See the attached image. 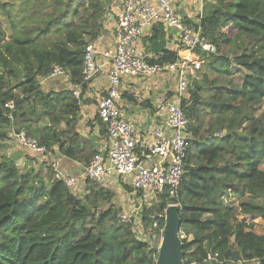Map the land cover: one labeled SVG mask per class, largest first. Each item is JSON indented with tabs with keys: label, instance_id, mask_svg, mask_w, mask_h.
Returning a JSON list of instances; mask_svg holds the SVG:
<instances>
[{
	"label": "trees",
	"instance_id": "1",
	"mask_svg": "<svg viewBox=\"0 0 264 264\" xmlns=\"http://www.w3.org/2000/svg\"><path fill=\"white\" fill-rule=\"evenodd\" d=\"M107 2L0 0V264H155L156 249L116 217L123 206L112 190L86 179L75 194L48 166L23 169L3 152L10 127L82 166L98 152L74 131L80 103L72 88L83 78L86 44L102 33ZM209 4L199 27L216 53L204 58L181 102L193 124L178 195L161 196L144 215L163 213L170 200L178 205L183 264H205L208 254L222 264H264V0ZM151 31L155 45L164 28ZM158 50L151 63L179 58ZM232 64L245 69L240 84ZM55 65L71 88L42 89Z\"/></svg>",
	"mask_w": 264,
	"mask_h": 264
},
{
	"label": "built area",
	"instance_id": "2",
	"mask_svg": "<svg viewBox=\"0 0 264 264\" xmlns=\"http://www.w3.org/2000/svg\"><path fill=\"white\" fill-rule=\"evenodd\" d=\"M182 0H117L119 11L113 45L100 47L95 42L86 44L83 51L82 81L72 88L78 102L82 101V86L90 84L100 73H105L107 90L96 100V111L105 127L107 142L104 151L93 155L89 164L78 174L68 173L61 160L47 151L38 141L24 131L8 129V136L19 146L33 152L47 155L45 160L53 177L62 181L73 193H80V186L86 179L106 188L111 177L128 184L129 204L116 211L121 223L127 224L142 242L159 248L164 228L163 213L149 212L146 208L159 202L161 196L175 198L178 195L184 173V161L192 140L190 120L181 102L186 98L188 85L198 78L203 60L216 53V46L201 36L199 17L194 24L188 23L179 13L178 2ZM202 8L216 0H198ZM172 30L175 40L187 54L176 61L163 65L151 63L138 48L142 37L150 34L154 26ZM174 74L175 90L171 98L156 100L155 124L148 132L139 130L122 115L119 107L120 83L123 77H150L164 73ZM66 71L53 66L47 78L66 76ZM7 108L12 110L13 103ZM6 117L13 122L12 113ZM176 204L170 200L168 205ZM177 205V204H176ZM166 206V207H167ZM165 207V208H166ZM165 210V209H164ZM183 237V236H181ZM233 264H259L256 260H237ZM205 264H222L212 254H208Z\"/></svg>",
	"mask_w": 264,
	"mask_h": 264
},
{
	"label": "crops",
	"instance_id": "3",
	"mask_svg": "<svg viewBox=\"0 0 264 264\" xmlns=\"http://www.w3.org/2000/svg\"><path fill=\"white\" fill-rule=\"evenodd\" d=\"M190 4H194V6L188 9ZM177 5L179 7V13L186 21L197 20V16L199 17L203 11V8L201 11L198 0H182ZM118 11L119 6L117 0H108L102 23V33L96 40L99 48L113 45ZM151 34L152 31H150V34L142 37L138 43L139 50L147 56L149 61L157 57L158 49L161 47L174 49L179 57L187 54V51L181 49L178 45L172 30H164L162 39L157 40L155 45L153 42L147 40V36ZM197 79H200L199 75ZM175 81L174 74L167 72L162 75H152L146 78L141 76L123 77L120 83L121 98L119 100L122 115L129 119L139 130L147 133L157 119L155 112L156 100L159 97L171 98L175 90ZM40 83L42 89L45 91L68 89L72 86L68 75L56 79H41ZM107 86V78L105 73L102 72L94 78L90 87L82 91L83 98L80 102V112L74 126V131L78 132L84 139H87L93 148L99 152L105 150L104 146L106 145L107 138L106 134L101 132L100 123L96 118V100L101 93L106 92ZM65 127L66 123L62 122L59 128L63 129ZM3 144H5L3 152L15 160L20 168L24 167L27 170L36 171L39 168L47 166L45 162L47 155L44 156L43 154L20 148L10 136L4 139ZM52 155L60 158L62 167L70 174H78L83 168L78 161L66 158L55 146H52ZM108 183L119 193L120 206H127L129 204L127 196L129 185L124 184L120 179L115 177H111ZM80 190H83V185L80 186Z\"/></svg>",
	"mask_w": 264,
	"mask_h": 264
},
{
	"label": "water",
	"instance_id": "4",
	"mask_svg": "<svg viewBox=\"0 0 264 264\" xmlns=\"http://www.w3.org/2000/svg\"><path fill=\"white\" fill-rule=\"evenodd\" d=\"M181 222L178 205H168L164 210V228L155 264H183L184 243L180 236Z\"/></svg>",
	"mask_w": 264,
	"mask_h": 264
},
{
	"label": "rangeland",
	"instance_id": "5",
	"mask_svg": "<svg viewBox=\"0 0 264 264\" xmlns=\"http://www.w3.org/2000/svg\"><path fill=\"white\" fill-rule=\"evenodd\" d=\"M213 4V3H212ZM206 5V4H205ZM208 5H211V4H209V3H207V6ZM194 6V4H190L189 6H188V9H190V8H192ZM5 28L6 29H8V25L6 24V21H5ZM206 58V57H205ZM231 70H232V75H231V77L233 78V80L235 81V83H237V84H240V82H241V80H242V77H243V75L245 74V69L244 68H242V67H239L238 65H236V64H232L231 65ZM202 71H203V64H202V66H201V69H200V71H199V76L201 77V73H202ZM106 187L107 188H109L110 190H112L113 192H114V203H115V205L116 206H120V199H119V193L118 192H116V190L112 187V185L111 184H107L106 185ZM184 237V236H183Z\"/></svg>",
	"mask_w": 264,
	"mask_h": 264
}]
</instances>
